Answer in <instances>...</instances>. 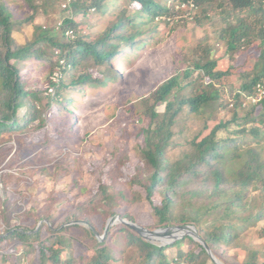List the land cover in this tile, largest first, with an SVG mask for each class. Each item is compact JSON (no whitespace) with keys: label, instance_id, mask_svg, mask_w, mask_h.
<instances>
[{"label":"trees","instance_id":"trees-1","mask_svg":"<svg viewBox=\"0 0 264 264\" xmlns=\"http://www.w3.org/2000/svg\"><path fill=\"white\" fill-rule=\"evenodd\" d=\"M172 1L198 8L203 16L196 22L208 21L216 27V43L195 46L191 55L180 59L179 67L138 99L137 110L133 111L136 103L126 104L114 115V123L106 126L108 130L121 122L127 128L134 115L141 120L131 135L141 153L134 174L120 170L117 160L111 169L118 171L121 181L138 187L130 201L148 203L151 225L142 223L141 216L129 209L122 211V190L98 180L86 201L72 208V203L62 204L51 197L52 203L46 202L51 210L45 215L41 206L26 212L37 221L35 226L8 228L0 236V243L28 242L34 252L28 264H216L189 235L162 245L123 223L105 233L113 215L148 230L193 225L223 264H264V223L257 228L264 222V93L251 101L258 96V84L264 86V0ZM12 2L21 6V0ZM175 4L169 5L168 0H71L66 9H60L67 13L61 23L65 28L59 32L55 26L49 30L35 26L33 38L17 45L15 29L31 23L32 17L13 22L8 3L0 0V134L21 132L38 120L39 128L51 127L56 133L46 139V146L62 145L66 131L57 130L49 119L46 125L41 123L38 106L32 101L28 105V97L38 99H34L35 90L25 87L30 69L23 73L21 67H47L51 76L59 68L58 80L48 78L55 93L46 105H58L66 111L61 118L71 119L79 110L75 93L84 91L85 100L90 96L86 89H107L120 79L119 67H130L142 51L160 42L155 35L157 21L173 17L178 12ZM89 13L98 20L88 21ZM103 23V29L89 33ZM69 29L72 39L65 36ZM221 44L222 53L214 57ZM225 57L233 63L226 64ZM24 104V115L12 118ZM17 154L1 155L0 160L7 159L5 165L11 166L19 160ZM77 174L76 169L73 186L78 183ZM78 186L80 192L86 191L80 180ZM62 191L55 189L54 197ZM64 211L65 221L56 224V215ZM3 216L7 219V214ZM73 229L80 234L71 235ZM254 232L262 238V248L248 241ZM98 234H105L104 238L100 240ZM171 248H175L172 257Z\"/></svg>","mask_w":264,"mask_h":264},{"label":"rangeland","instance_id":"rangeland-1","mask_svg":"<svg viewBox=\"0 0 264 264\" xmlns=\"http://www.w3.org/2000/svg\"><path fill=\"white\" fill-rule=\"evenodd\" d=\"M2 1L8 3L13 22L25 21L28 17H32L31 23L24 22L20 30L15 29L14 31L16 43L21 45L27 39L33 38L35 26H41L42 29L45 28L46 30L55 26L59 32L61 27L65 28L61 23L67 13L60 12V9H66L71 0H33L32 4L26 0H21V6L13 3V0ZM177 2L168 0L169 5L176 3L175 8L178 9L173 17L162 16L157 21L155 35L156 40L161 39L160 42L155 45L152 44L145 51H142L130 67H119V72L122 74L120 79L110 83L107 89H86L90 96L85 100L82 97L84 91L75 93L79 99L77 103L79 110L78 113H72L71 119L61 118V115L65 114L66 111L64 112L58 105H46L48 97L55 93L54 88L48 82V78L52 77L53 80H58L61 77L59 68L55 67L51 76L47 67L44 69L34 68L33 65L21 67L23 73H28L30 69L25 87L27 90H35L36 98L34 99H38L33 101L31 97H28V105L32 101L38 106L43 120L41 123L46 125L45 120L49 119L53 127L57 130L62 129L67 134L61 136L64 142L62 145L47 147L44 142L47 138H54L56 133L52 132L51 127L39 128L38 120H35L21 132L4 130L0 134V157L1 155H6L7 158L13 157L15 151L19 152L17 155L18 158L20 157L11 166L5 165L7 159L0 160V236L8 228L23 226L32 228L35 226L37 221L26 212L33 211L35 206H41L43 215H45L51 210L46 206V202L52 203L51 197L53 201L60 199L62 204L72 203V208L77 206L78 203L86 201L90 195L89 191L95 189L99 181L110 184L117 190H122L125 197L121 200L122 211L129 209L135 215L141 216L139 219L142 220V223L151 225L152 219L148 216L150 212L148 203L130 201L133 197V190L138 189V187H131L121 181L118 177V171L111 169L117 160L121 164L120 170L127 169L130 175L134 174L133 168L141 159V153L135 149L138 145L131 135L135 125L140 124L141 120L134 115V123H132L133 121L128 123L127 128H124V124L121 122H115L114 126L108 130L106 126L110 122L114 123L112 122L114 115L126 104L136 103L133 111L137 110L138 99L154 90L163 79L169 76L172 69L179 67L180 59L185 58L188 54L191 55L195 46L208 44V41L211 44L216 43L214 39L216 27H211L208 21H204L202 25L196 22V18L203 16L201 11L192 4L183 5L179 1ZM52 3H55V6ZM64 5L66 6L64 7ZM83 19V17L80 18L81 21ZM97 20V16L89 13L88 21L96 22ZM203 20L207 19L203 17ZM104 25L105 23L98 24L89 33L103 29ZM69 31L70 29L65 32V36L72 39L73 33ZM43 43H40L39 46ZM45 46H48V43ZM223 47L224 44H221L214 57L222 53ZM223 61L226 64L227 62L233 63L227 57ZM26 105L18 108L12 118L24 115L27 110ZM159 109L162 107L159 106ZM1 111L3 109L0 104V116ZM27 119L25 118L24 121ZM36 141L42 144H34ZM113 150L115 152H112ZM106 159L110 162L104 163ZM76 169L78 170V183L73 186L75 183L73 173ZM79 180L86 191H79ZM63 188L65 191H62V194H57L58 198L54 197L55 189L61 190ZM65 212L56 215V224L65 221ZM3 214H7V219L4 218ZM21 223L23 224L20 226ZM263 223L260 222L257 228L260 229ZM70 224L72 223L62 224L61 227ZM70 234L79 235L80 230L73 229ZM104 235L98 234L97 236L101 240ZM257 236V232L252 233L248 241L256 243V247L262 248V238ZM174 251L175 248L169 250L170 257L175 255ZM33 253L28 242H19L17 239L9 243L2 241L0 243V264H28Z\"/></svg>","mask_w":264,"mask_h":264},{"label":"water","instance_id":"water-1","mask_svg":"<svg viewBox=\"0 0 264 264\" xmlns=\"http://www.w3.org/2000/svg\"><path fill=\"white\" fill-rule=\"evenodd\" d=\"M78 222V221H75ZM117 223H123L140 233L145 239L150 241L159 242L162 245L170 244L176 239L184 237L185 235L191 236L194 240L200 242L207 250L211 259L216 264H223L211 251L205 241L200 237L198 231L193 225H176V226H168L163 228H158L154 230H148L137 223H134L128 219L121 218L119 215H114L108 219V222L105 227V232L108 231V228ZM42 224V221L39 222L38 226ZM162 236V237H161Z\"/></svg>","mask_w":264,"mask_h":264},{"label":"built area","instance_id":"built-area-1","mask_svg":"<svg viewBox=\"0 0 264 264\" xmlns=\"http://www.w3.org/2000/svg\"><path fill=\"white\" fill-rule=\"evenodd\" d=\"M64 6H65V5H64ZM69 32L71 33L72 31L70 30ZM257 91H258V96H257V98H255V97H251V101H252V102H255L256 99H259L260 96L264 93V86L258 84V86H257Z\"/></svg>","mask_w":264,"mask_h":264},{"label":"clouds","instance_id":"clouds-1","mask_svg":"<svg viewBox=\"0 0 264 264\" xmlns=\"http://www.w3.org/2000/svg\"><path fill=\"white\" fill-rule=\"evenodd\" d=\"M192 4V3H191ZM193 5V4H192Z\"/></svg>","mask_w":264,"mask_h":264},{"label":"bare ground","instance_id":"bare-ground-1","mask_svg":"<svg viewBox=\"0 0 264 264\" xmlns=\"http://www.w3.org/2000/svg\"><path fill=\"white\" fill-rule=\"evenodd\" d=\"M162 237V236H161Z\"/></svg>","mask_w":264,"mask_h":264}]
</instances>
